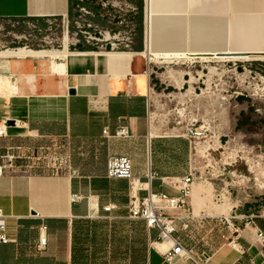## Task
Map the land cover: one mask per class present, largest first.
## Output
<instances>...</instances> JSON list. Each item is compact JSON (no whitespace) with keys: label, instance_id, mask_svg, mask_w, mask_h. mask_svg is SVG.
Instances as JSON below:
<instances>
[{"label":"crops","instance_id":"0c3cea01","mask_svg":"<svg viewBox=\"0 0 264 264\" xmlns=\"http://www.w3.org/2000/svg\"><path fill=\"white\" fill-rule=\"evenodd\" d=\"M118 1L136 3L145 13V0ZM72 4L0 0V20L62 19ZM153 6L151 46L145 14V42L138 38L132 52L95 51L86 44L0 50V121L21 122L0 139V157L45 145L72 160L70 173L36 170L0 177V211L9 218L12 240L0 243V264H167L159 230L131 216L129 182L107 177L111 156L129 157L142 202L150 193L177 197L166 183L191 169L189 140L151 132L145 52L264 54V0H156ZM123 126L130 137L112 138ZM217 196L212 183L194 184L189 209L166 212L180 218L174 238L195 256L209 255L208 264H246L249 256L243 252L252 249V256L259 248L256 231L243 230L235 238L237 247L230 246L232 227L220 219L234 210L217 204ZM202 216L204 229L196 223ZM43 225L47 243L40 254Z\"/></svg>","mask_w":264,"mask_h":264},{"label":"rangeland","instance_id":"374dc122","mask_svg":"<svg viewBox=\"0 0 264 264\" xmlns=\"http://www.w3.org/2000/svg\"><path fill=\"white\" fill-rule=\"evenodd\" d=\"M130 4L138 10L133 17L134 47L140 37L145 42L147 12ZM81 7L101 10L97 0H73L65 45L75 38L80 40L76 46L86 44L74 25ZM95 21L110 28L105 19ZM66 24L63 19L0 20V50L59 49ZM229 56L237 55L198 52L164 61L145 52L151 132L189 140L196 183H212L217 204L233 209L232 216H258L264 227V54H243L249 57L244 61ZM191 130L201 137L192 138Z\"/></svg>","mask_w":264,"mask_h":264},{"label":"built area","instance_id":"2783aa9c","mask_svg":"<svg viewBox=\"0 0 264 264\" xmlns=\"http://www.w3.org/2000/svg\"><path fill=\"white\" fill-rule=\"evenodd\" d=\"M83 2V0H80ZM97 5L101 7L100 12L95 13L86 7H81L79 17L75 20L76 35L81 37L87 44L94 46L95 51L102 52H132L133 51V17L138 10L132 4L118 0H97ZM102 18L107 20L110 28H102L96 24V19ZM63 23H67L63 28V44L69 36V21L68 16L62 18ZM111 26L113 28H111ZM73 44L80 43V40L75 38ZM10 122L14 127H20L19 120L4 119L0 121V139L8 138V130L11 127ZM191 130V134H193ZM104 135L111 138L108 130H104ZM130 137L129 128L126 126L120 127L112 138L127 139ZM201 137L200 132H195L192 138ZM7 153L0 157V177L8 174L19 172L31 173L36 170H44L52 175H61L72 172V160L70 154H60L53 147L39 146L31 153ZM107 177L111 180H125L130 184L131 196L134 199L131 208V216L136 219L143 220L148 228L159 230L161 243L167 245L163 252L164 260L167 264H184L191 261L193 264H208L210 256L201 254L195 256L191 251L187 250L179 240L174 238L177 231L176 217L167 215L170 210L189 209V200L191 199L192 188L196 183L195 175L190 169L189 174L185 177L175 178L168 181L166 184L171 186L178 193L177 197H169L168 195L152 194L142 202L138 201L136 192L140 190L141 184L133 175V164L129 157L111 156L107 162ZM109 211V210H108ZM8 217L0 211V243L8 244L12 242L8 235L7 221ZM197 226L204 229L206 225V217H198ZM258 216H230L220 219L224 224L232 227L234 234L229 245L233 248L237 247L235 240L236 236L240 235L243 230L254 229L256 231L259 248L256 255H250L252 249L243 252L248 255L246 264H264V227L258 222ZM234 220L240 221L241 226L234 224ZM184 230L189 229V224L182 226ZM47 226L43 225L40 229L39 244L37 252L43 253L46 251Z\"/></svg>","mask_w":264,"mask_h":264},{"label":"bare ground","instance_id":"6f19581e","mask_svg":"<svg viewBox=\"0 0 264 264\" xmlns=\"http://www.w3.org/2000/svg\"><path fill=\"white\" fill-rule=\"evenodd\" d=\"M146 1V12H147V43L148 45L150 44L151 46V43H152V35H153V25H154V21L156 20L155 18V15L153 14V11L155 9V7L153 6L156 2H154V4L152 3L153 0H145ZM157 4V3H156ZM153 7V9H152ZM155 12V11H154ZM169 12V11H168ZM175 12V11H173ZM185 12V11H184ZM167 13V12H166ZM69 40V39H68ZM65 44V43H64ZM67 49V48H66ZM148 50V54L149 56H152L153 58H162L164 59V61H167V60H171V59H178V58H184V54H180V53H164V54H159L157 52H153L152 53ZM21 52H23L22 50H20V55H21ZM54 52V51H53ZM44 55V54H43ZM61 55V54H60ZM131 55V54H130ZM137 55V54H136ZM3 56V55H2ZM8 56V55H7ZM19 56V55H18ZM127 56V55H126ZM134 56V55H133ZM225 56H228V55H225ZM137 57V56H136ZM230 59H233V60H240V61H244V60H247L249 57L247 56H241V55H237V56H229ZM59 58V57H58ZM53 59V58H52ZM149 59V58H148ZM149 61V60H148ZM162 61V60H161ZM148 63V62H147ZM157 63V62H156ZM168 63V62H167ZM148 76V75H147ZM252 167V166H251ZM229 208V207H228ZM229 210V209H228ZM167 248V245H163V249H166Z\"/></svg>","mask_w":264,"mask_h":264},{"label":"water","instance_id":"95a60500","mask_svg":"<svg viewBox=\"0 0 264 264\" xmlns=\"http://www.w3.org/2000/svg\"><path fill=\"white\" fill-rule=\"evenodd\" d=\"M221 57H227V56H225V55H221ZM71 94L73 95L74 92L72 91ZM10 126H11V127L13 126V123H12V122H10Z\"/></svg>","mask_w":264,"mask_h":264}]
</instances>
